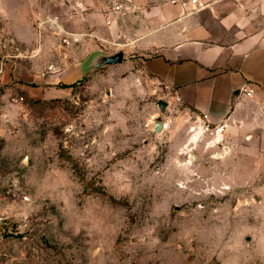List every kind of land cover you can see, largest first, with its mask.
<instances>
[{
	"label": "rangeland",
	"instance_id": "obj_1",
	"mask_svg": "<svg viewBox=\"0 0 264 264\" xmlns=\"http://www.w3.org/2000/svg\"><path fill=\"white\" fill-rule=\"evenodd\" d=\"M81 17L75 0H0V264H264V131L221 134L140 93L127 36ZM124 48L123 66L73 75Z\"/></svg>",
	"mask_w": 264,
	"mask_h": 264
},
{
	"label": "crops",
	"instance_id": "obj_2",
	"mask_svg": "<svg viewBox=\"0 0 264 264\" xmlns=\"http://www.w3.org/2000/svg\"><path fill=\"white\" fill-rule=\"evenodd\" d=\"M75 8L80 32L127 36L122 47L134 49L140 65L122 80L140 93L170 96L181 116L221 134L264 131V0H75ZM82 74L83 67L73 75Z\"/></svg>",
	"mask_w": 264,
	"mask_h": 264
},
{
	"label": "water",
	"instance_id": "obj_3",
	"mask_svg": "<svg viewBox=\"0 0 264 264\" xmlns=\"http://www.w3.org/2000/svg\"><path fill=\"white\" fill-rule=\"evenodd\" d=\"M125 59V51L120 49L112 54H107L104 51H96L92 53L83 63V71L86 77L93 76L96 72L110 68L116 67L123 64ZM158 106L161 112H165L168 107V102L164 100L158 101ZM154 134H159L164 131V122H155ZM193 158L196 159L197 156L192 154Z\"/></svg>",
	"mask_w": 264,
	"mask_h": 264
},
{
	"label": "built area",
	"instance_id": "obj_4",
	"mask_svg": "<svg viewBox=\"0 0 264 264\" xmlns=\"http://www.w3.org/2000/svg\"><path fill=\"white\" fill-rule=\"evenodd\" d=\"M185 5V4H184ZM121 9V7H117V10H120Z\"/></svg>",
	"mask_w": 264,
	"mask_h": 264
},
{
	"label": "trees",
	"instance_id": "obj_5",
	"mask_svg": "<svg viewBox=\"0 0 264 264\" xmlns=\"http://www.w3.org/2000/svg\"><path fill=\"white\" fill-rule=\"evenodd\" d=\"M71 87H73V86H71Z\"/></svg>",
	"mask_w": 264,
	"mask_h": 264
},
{
	"label": "bare ground",
	"instance_id": "obj_6",
	"mask_svg": "<svg viewBox=\"0 0 264 264\" xmlns=\"http://www.w3.org/2000/svg\"><path fill=\"white\" fill-rule=\"evenodd\" d=\"M195 139V138H194Z\"/></svg>",
	"mask_w": 264,
	"mask_h": 264
}]
</instances>
